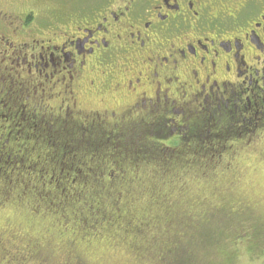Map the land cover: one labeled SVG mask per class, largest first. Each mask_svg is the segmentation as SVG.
<instances>
[{"label":"flooded vegetation","instance_id":"obj_1","mask_svg":"<svg viewBox=\"0 0 264 264\" xmlns=\"http://www.w3.org/2000/svg\"><path fill=\"white\" fill-rule=\"evenodd\" d=\"M16 2L0 0V206L24 199L32 182L45 185L18 174L30 168L21 165L22 151L48 160L45 142L36 139L16 154L13 148L23 123L37 116L56 126L61 144L75 146L74 157L82 150L88 159L79 160L73 184L64 168L56 184L84 192L95 172L94 222L83 223L90 231L120 222L124 232L144 227L153 234L157 216L153 209L137 213V204L153 189L143 174L158 168L156 156L141 158L142 148L204 163L197 171L214 185L232 172L229 184L237 185L240 159H264V0H55L49 11L39 0ZM109 144L120 156L118 174L105 173L115 161L104 149ZM209 145L212 154L201 155ZM102 150L106 155L93 161ZM66 161L71 168L73 159ZM90 161L96 171L87 175ZM165 167L162 180L174 172ZM19 254L11 263H47L29 249Z\"/></svg>","mask_w":264,"mask_h":264},{"label":"rangeland","instance_id":"obj_2","mask_svg":"<svg viewBox=\"0 0 264 264\" xmlns=\"http://www.w3.org/2000/svg\"><path fill=\"white\" fill-rule=\"evenodd\" d=\"M39 3L46 11L55 6V0H39ZM15 4L18 5L16 0ZM16 144L21 143L14 140V146ZM22 147L18 146L15 153ZM41 149L49 155L61 154L51 147L42 146ZM104 149L107 154L111 151L113 154L115 144ZM106 150L95 152L92 160L106 155ZM22 154L26 163L38 158V152L25 155L22 151ZM83 155L84 151L79 150V155L77 153V157H73L75 166L88 161ZM113 156L115 161L112 164L109 157L102 160L105 165L110 164L105 173L118 174L120 156ZM113 156H110L111 160ZM93 161L86 164L84 171L93 168ZM153 162L156 163L155 160ZM34 164L35 167L22 172L35 180L38 177L44 179L48 187L49 180L40 170V163L34 161ZM237 165L240 175L237 185L229 184L234 179L233 172L219 177L215 185L200 174L195 176V172L190 175L179 172L189 181L187 192L178 190L179 186H171L168 177L160 179L162 172L153 173V185H156L153 196L145 191L137 204V213L153 209V216H157L153 234L147 233L144 227L138 232L134 229L124 232L119 222L100 227L94 237L83 238L85 236L76 226L79 219L84 217L90 220V224L94 222L89 218L87 206L79 208V202L70 203L65 211L54 213L45 207V203L36 207V197L32 192L24 199L12 197V202L0 206V264H7L10 256H14L13 251L20 249L46 253L49 255L47 264H72L71 255L77 256L83 264H264V159L257 161L255 157H245ZM99 168L103 170L101 165ZM150 169L153 170L152 167ZM24 176L27 177L26 174ZM53 184L54 181L49 191L51 195L62 194L60 188L66 189L67 186L65 181L59 188ZM17 193L14 192L15 197ZM240 206L245 208L241 212L236 211L235 208ZM108 210L107 207L102 209L103 213ZM12 233L16 234V239L11 238ZM9 239L12 242H8ZM72 240L76 244L67 245Z\"/></svg>","mask_w":264,"mask_h":264},{"label":"trees","instance_id":"obj_3","mask_svg":"<svg viewBox=\"0 0 264 264\" xmlns=\"http://www.w3.org/2000/svg\"><path fill=\"white\" fill-rule=\"evenodd\" d=\"M31 95H32L33 99H37V96H34L32 94V92L29 93V96H31ZM38 118L39 117L37 116V119L33 118V120L31 122L27 121V122L23 123L25 126L23 125V130L20 131L19 135H17V140H19V142L21 144L20 145L16 144L13 148L16 149L18 146L19 147L23 146L22 148H19L18 150L24 149L25 146L33 144L34 140H36V139L37 140L38 139L44 140L45 146L51 147L54 152H56V153L57 152H61V154H64L65 152H67V157L66 158H64L61 154L58 155V156H57V154L56 155H49L48 154V156L46 154V157H47L48 160H37V158L34 160V161H37V162L40 163V170L43 171L44 173H46V178H48L50 183H52V181H54L55 184H53V185L55 187L58 186L57 188H59V184H56V179H54V180H51V179H52L53 176H54V178L58 179V176L60 174V170H63V168L65 169V173H66L65 175L68 178V183H72L74 180L79 179L80 178L79 177V175H80L79 173L82 170V166H75L74 165L75 161L72 162L73 164H72V167L70 168V170H74V172H71L70 170L67 169V167L69 166V162L66 161L68 159V156L73 159L75 153H72L71 149H74L75 146H70V144L68 146L61 144L60 143L61 139H59L57 137L58 134H55V132H57L56 126L49 125V127H48L47 125L44 124V122L40 121L41 120L40 118L38 120ZM14 136H16V134ZM65 139H66V137L63 138V140H65ZM48 140H50L51 143H47L46 141H48ZM58 141H59V143H58ZM25 142H26V144H25ZM67 143L68 142H66V144ZM13 145H14V143H13ZM210 147H211V145L206 146V148L202 149L201 155H204V153H205L206 155H204V156H210V154H212V152H210V149H209ZM142 150H143V154H140V156H141V158H143L146 155V158L144 157L145 158L144 161H146V160H150L151 161V160H153V155H154V157L156 156L155 157L156 158L155 161L157 162V167H155V168L156 169L158 168V172L164 170L163 168L166 169V167H165L166 165H167L168 169H172V168L174 169L173 170L174 171L173 175H172V173H170L171 174L170 177L173 176L176 180L168 182V183H170L171 186H179L178 190H181V191L185 190L187 192V188L189 186V181L185 179V176H184V178L182 176H180L179 172L182 171L181 173H185L186 175H190L191 173L195 172V176H198L200 173L197 171V167H200V165L204 164V163L202 164V162H200V163L194 162L191 159L190 156H188V157H186L184 159H181V160L173 159L171 161L170 159L167 160L168 155L172 154L170 152L167 155L164 156L160 152H157V153L154 152L153 153V149L150 148V147L142 148ZM180 158H181V156H180ZM34 161L31 162V163L22 162L21 165H26V166H29L30 168H28V169L24 168L23 170L18 172L19 176L23 173L22 171L30 170L31 168L35 167ZM76 162H78V161H76ZM175 164H177V165H175ZM158 165H159V167H158ZM151 167H153V166H151ZM93 168L89 167V170H87L85 173H88V172L91 173L90 169H92V171L93 170L96 171L95 170V166H93ZM160 168H162V170ZM6 170L8 171V175H9L11 180L16 179V177L18 176L17 173L13 174L14 171H12V169H9V168L8 169L6 168ZM98 172H101V171L98 170ZM90 173H88L87 175H89ZM94 173H93L92 176H94ZM143 175L146 178L149 179L151 184H153V178L151 177L153 175V173L149 174V176L147 174H143ZM92 176L90 177V179H91L90 186L88 184V188L86 190H84V192H81L79 190L76 191L75 187H72L70 184L69 185L67 184L66 189L60 188L62 194L58 193L57 195L56 194L55 195H51V194H49V191H51L50 190L51 184H49L48 187L46 185L38 186L39 184H35L34 182H32V185H35L34 186V187H36L35 190L30 188V190L28 192H32V193L35 192V191L40 192V190H41V192H42V194L40 196V200L41 201L37 202L36 199H35V201H36V205L35 206L36 207H41V205L45 203L46 204L45 207L50 212H54V213H59L61 211H65L67 205L69 206L70 203H76L77 204L79 202V204L77 205L79 208L80 207L85 208V206H87V209H88L87 211H88V214H89V218H91V220H92L93 217L90 214V209H91V206H93V204H95L94 200H95L96 196L98 194H100L99 191H98V187L95 186L96 185V180ZM21 177H24V176H21ZM170 177H169V180L167 179L168 181H170ZM172 178H171V180H172ZM197 179L198 180H202L201 178H197ZM14 182L15 181H12L11 184H14ZM14 185H16V183ZM180 187H181V189H180ZM70 189H72V191H70ZM155 189H156V185H153V189H152V191L150 193H152L153 191L155 192ZM38 192H36V193H38ZM36 193H34L35 197L37 196ZM63 196H64V199H63ZM156 198H157V200L160 199L159 196H157ZM83 199H84V201H83ZM86 221H88V219H86L84 217H81L79 219V222L76 225L77 229H78V231H80V233L83 236H85L83 238H87L89 236L90 237H94L95 233H97V231H92V230L90 231L87 228V226H85L86 224L83 225V223L86 222ZM92 224H90V222H89V225H92ZM92 234H94V235H92ZM16 237H17L16 234H13V233L11 234V238L16 239ZM8 242H12V240L9 239ZM73 242H75V241L72 240L70 242H67V245H68V243H73ZM19 251L21 252L22 249L13 251L14 256H10L8 261L13 259V263L17 262L16 261V257L19 256V255H22V254H19L20 253ZM31 251L33 253L37 252L38 255L36 257H39V260H41V258H44V259L47 258L46 261L48 262L49 255H46V253H41V252L39 253L38 250L37 251L31 250ZM69 257H71V256H69ZM36 260L39 261L38 259H36ZM71 260H73L72 264L73 263L77 264L75 259L71 258ZM33 263L35 264V260L34 261L32 260L30 264H33Z\"/></svg>","mask_w":264,"mask_h":264}]
</instances>
